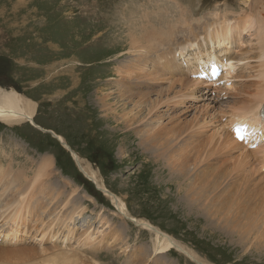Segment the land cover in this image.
I'll return each instance as SVG.
<instances>
[{
  "label": "rangeland",
  "instance_id": "obj_1",
  "mask_svg": "<svg viewBox=\"0 0 264 264\" xmlns=\"http://www.w3.org/2000/svg\"><path fill=\"white\" fill-rule=\"evenodd\" d=\"M255 1L264 7V0H0V86L15 89L16 93L37 102L34 115L36 126L27 122L29 119L26 115L23 121L12 123L11 117L0 115V164L8 165L11 162L14 169L21 166L27 169L30 165L28 168L31 171L34 161L38 160L39 166L45 155L53 156V174L44 186L48 182L51 183L50 188L57 184L64 193L61 198H71L70 191L77 187L74 199L80 204L79 208L83 209L70 224L75 233L69 232L68 225H59V233L53 241L49 238L54 229L49 222L41 221L36 215L35 210L42 208L36 200L29 203L26 212L28 218H22V224L16 215L14 218H4V214H1L3 217L0 220H6V224L3 226L0 221V245L5 248L28 247L44 241L46 247L57 245L62 249L74 250L86 264H92V258L97 259L99 264H201L199 261L209 264H258L260 256L252 254V245L248 240L240 241L236 233L224 227V222L217 224L216 217L210 219L207 213L186 206L181 198L185 184L171 175L163 156L155 160L148 145L145 146L142 142L138 130L145 127L144 122L138 126L136 123L130 131H126L125 126L120 123L139 111L142 112V117L147 114V108L138 110L134 104L139 97L144 103L145 99L158 98L160 95H157L158 80L142 79V76L148 74L147 71L144 74L137 73L141 69L139 67L146 63L148 69L156 70L155 64L159 61L162 47H158L155 54L145 52L147 59L127 48L132 43L133 35L136 34L141 39L149 36L144 25L147 20L141 15L151 8L159 7L173 14L183 13L190 18H201L209 14V19H214L216 16L212 12L225 14L228 11V17L232 18L237 17L244 9L251 11L249 4H257ZM186 5L190 6L192 12L185 11ZM161 16L159 18L153 15L151 20H158L155 27L164 28L167 36L162 40L166 42L171 32L168 27L172 18L163 13ZM210 23L213 24H208L204 30H191L190 36L174 47L175 62L179 65L176 72L188 79L195 78L202 82L198 97H188L183 105H176L172 101L170 107L155 110L158 114L166 110L170 118L178 112L186 122L194 118L197 109L209 105V112L217 114L218 122L227 121V116H221L220 112L222 108H229L228 99L214 100L204 90L209 88L212 92H220L234 85L232 89L238 91L246 85V78L238 77L241 81L236 84L234 79L237 78L233 77V85H229L230 81L227 88L211 87L206 84L210 73L205 69L201 70L200 72H207L206 78H202L200 72L197 75V69L199 63L207 65L212 53L221 50L204 44L207 39L205 30L217 33L219 29H223L227 34H233L241 23L236 18L230 23H224V19ZM214 24H219V27ZM242 34L246 36V33ZM246 38L249 41L246 46L256 44L255 37L252 40ZM238 45H233L235 53L239 50ZM123 51L124 56L117 58ZM231 53L232 51L229 54ZM229 54L222 53L223 63L231 61L232 55ZM153 58L157 59L151 64ZM183 60L186 61L185 67ZM161 61L168 65L166 59ZM234 61L236 60H232L233 63ZM130 62L137 66L134 73L129 74L126 70L121 74L116 72L117 65L126 67ZM257 62H260L258 58L257 61L253 59V63L251 58L246 59V66L239 69L238 74L244 70L247 73L249 66ZM159 73L171 76L170 71L159 70ZM161 83L166 85V82ZM176 87L177 90L180 85ZM228 90L232 93L231 89ZM231 97L233 98V93ZM103 105H107L108 110L103 109ZM209 124L214 128H208L207 133H215L218 130L217 121ZM40 126L47 130L40 129ZM51 130L59 132L65 142L77 152V156L88 161L109 191L118 197L123 196L133 218L148 219L163 231L174 235L178 242L197 254L196 259L174 246L172 251L155 254L151 236L154 233L135 220L123 217L114 206L111 196L99 189L98 183L77 164V156L73 154V150ZM244 148L254 150L247 146ZM52 192V196L57 195L55 189ZM45 200L52 202L47 196ZM70 200L72 203V198ZM71 203L64 209V213L70 209ZM56 205H48V209L53 210L52 214L59 209ZM253 213L251 208L250 214ZM102 215L110 219L112 225L104 223L105 231L101 234L98 228L103 224L100 221ZM49 216V213L45 214L48 221L56 218H48ZM123 225H126V231L121 229ZM90 227L94 228L89 231L95 236H104L106 231L116 230L118 227L119 236L116 240L110 238L107 241L102 237V243L93 245L92 248L77 246L78 236H82L83 230ZM41 230L46 233L42 240ZM3 233L18 240L3 238L2 241ZM31 235L34 238L31 239ZM96 253L101 257L97 258Z\"/></svg>",
  "mask_w": 264,
  "mask_h": 264
},
{
  "label": "bare ground",
  "instance_id": "obj_2",
  "mask_svg": "<svg viewBox=\"0 0 264 264\" xmlns=\"http://www.w3.org/2000/svg\"><path fill=\"white\" fill-rule=\"evenodd\" d=\"M256 3L249 4L251 11L244 9L239 12L237 17L232 18L228 17V11L225 14L218 11L212 12L211 14L216 16V18L209 19V14L201 18H190L183 13L173 14L159 7L158 9L151 8V10H145L146 12L141 16L147 20L144 25L147 31H149V36L141 39L140 36L136 37V34L133 35L131 38L132 43H129L127 48L132 49L137 54H142L143 59H147L145 52L155 54L159 50L158 47H162L158 57L159 61L156 62L157 58L151 60V64L156 62V70L151 71L148 69V63L145 62L146 64L139 67L141 69L137 73L144 74L147 71L148 74L142 76V79L158 80L157 95H160L158 98L145 99L144 103L141 97H139L134 104L139 108L138 110L147 108V114L142 117V112L139 111L133 117H127L120 123L125 126L126 131H130L136 123H138L136 125L138 126L143 121L145 127L138 130L142 142L145 146L148 145V150L155 160L163 156L168 163L171 175L176 179H180L182 184H185L186 188L182 192L183 195L181 198L186 202V206L190 209H197L203 213H207L210 219L216 217L218 219L217 224L224 222V227L236 233L240 241L245 242V240H248L252 245V254L255 255L257 253L261 259L258 264H262L264 262V143L260 144L254 150H245V145L235 139L232 133V128L235 123L249 122L248 119H254L255 122V116L260 113L264 103V7L258 4V2ZM189 7L186 5L184 7L185 11L189 12ZM162 13L172 18V23L168 27V29H171V32L168 34L166 42L162 40L167 36L164 28L155 27L158 20H151V16L155 15L160 18ZM235 18L241 24H239L240 27L235 28L234 35L227 34L224 32L226 30L223 29H219L217 33L205 30V37L207 39L204 41L206 46L211 45L221 49L212 53V57L207 60V65L212 61H215L214 64L223 63L222 53L226 52L229 54L232 51L229 54L232 55L231 61L227 62V60L223 63L226 68H229L226 77H230L228 79L229 81H232L231 79L233 77H245L247 80L246 85L238 89V91L232 89L235 87L232 82L230 85L233 86L228 88L232 90L233 98L231 97L232 99L228 100L229 108H222L220 112L221 116L228 115L227 122H218L219 117L217 114L209 112V105H204L202 106L203 108L197 109L195 116L193 115L194 118L192 117L193 120L191 119L186 122L178 112L171 115L170 118L166 110L161 112V114L155 112V110L158 111L164 106L170 107L172 101L176 102V105H183L182 103H185L188 97L195 96L197 98L200 86L202 85L200 80L195 78L188 79L176 72V70H179V65L175 62L174 47L176 48L177 44H181L182 40L187 39L192 33L191 30L197 32V29L204 30L208 24H213L210 23L211 21L219 22L221 19H224V23H230ZM214 26L219 27V24H214ZM242 32L246 33V36H243ZM141 34L143 33L141 32ZM246 37L248 39L251 38V40L255 37L256 44L253 42L255 45L250 47L246 46L247 42H249ZM237 43L239 44L237 46L239 50L235 53L233 45ZM244 49L247 50L244 51ZM238 54H240V57H237ZM123 56L124 51L120 52L117 58L120 59ZM249 58L252 59V63L253 59L257 61V58L260 62H257L255 65H250L249 68L247 67V73L244 70L238 74V70L246 66L245 60ZM163 59H166L168 65L170 63V66H166L165 62L161 61ZM139 60L143 61L140 58ZM232 60L236 61L233 63ZM241 61L244 62L242 66H240L242 64ZM136 68L137 66L130 62L126 67L117 65L116 72L121 74L126 70L129 74H132ZM159 70L170 71L171 76L161 75ZM211 70L212 67L207 71L211 73ZM200 74L202 78H206L207 72H200ZM247 77H252V79L248 80ZM162 81L166 82V85L161 83ZM136 82L138 84V81ZM178 84L180 87L176 90ZM36 103L32 99L16 93V91H6L0 88V115L5 114L4 116L11 117V123L23 121L26 115L29 119L27 122L36 126L37 123L34 116L36 113ZM102 108L108 110L107 105H103ZM0 118L2 117L0 116ZM215 121H217L218 130L215 133L211 132L208 134L207 129L214 128L209 122ZM219 123L223 125L220 126ZM39 128L47 130L43 126ZM51 131L61 141L65 142V138L60 136L58 134L59 132ZM65 143L73 150V154L77 156V152L67 142ZM78 156L76 158L77 164L82 167V170L87 176L96 181L98 186L111 196L113 204L120 214L123 217L135 220L137 224L142 225L154 233L151 236L153 240V252L155 254L172 251L171 248L174 246L176 249L191 256V258L196 259L195 256L197 254L180 241L178 242L174 235L163 231L148 219L133 218L128 211V206L123 196L118 197L115 193L109 191L102 183L101 177L96 170L88 164V161ZM11 164V162L8 165L0 164V202L2 201L0 215L4 214V218H10V216L14 218L16 215L17 219L20 220V224H22L24 221L22 218H28L26 212L29 208V203H33L36 200L37 204L42 207L40 210H35L37 217L43 222H49V225L54 229L49 238L51 241L57 238L59 233L57 226L59 225L63 227L68 225L69 232L74 234V228L72 229L70 224L83 211V209L79 208L80 204L74 199L76 196L75 192L78 188L75 187L70 191L71 203V198L66 196L61 198V195L64 193H62V189L57 184H54L50 188L51 183L48 182L44 186L53 174L51 172L54 166L53 156L45 155L39 166L38 160L34 161L30 168L32 172L28 168L30 165L27 169L22 166L14 169ZM19 164L20 162L17 165ZM30 172L31 175L29 176L28 174ZM54 189L57 191V195L52 196ZM45 196L50 198L52 202H47ZM52 203L57 204V208H59L55 214H52L51 211L53 210L48 209ZM70 203V209L65 210L64 213V209ZM251 208L254 212L253 214H250ZM48 213L50 215L48 218H51V216L56 218L48 221L45 217V214ZM121 215L119 217L123 219ZM2 217L0 216V218ZM100 221L103 224L100 226L102 228H98V232L102 234L105 231L104 223L108 225H112V223L104 215H102ZM53 222L58 224L53 225ZM5 224L6 220L1 225L4 226ZM90 229L94 230L92 227L89 229L85 228L82 236H78L79 241L77 246L83 245L84 247L92 248L93 245H100L102 243V237L104 241H107L110 238L116 240L119 236L118 227L116 230L106 231L104 236H95L91 234ZM121 229L126 231V225H123ZM42 232L43 234L40 240L46 236V233L44 231ZM11 236L3 234L2 239L8 238L11 241L18 240V238L13 239ZM14 236L16 237V234ZM99 237L101 238L99 239ZM32 238H34V235H31ZM37 243L36 245L28 247L18 246L13 248H5L0 245V264H86L80 254L74 250L62 249L57 245L46 247L44 241H38ZM95 256L97 258L101 257L99 253H96ZM91 262L92 264H99V261L95 258H92ZM199 262L201 264H209L207 262Z\"/></svg>",
  "mask_w": 264,
  "mask_h": 264
},
{
  "label": "crops",
  "instance_id": "obj_3",
  "mask_svg": "<svg viewBox=\"0 0 264 264\" xmlns=\"http://www.w3.org/2000/svg\"><path fill=\"white\" fill-rule=\"evenodd\" d=\"M0 88L4 89V90H6V91H16L15 89H5V88H3V87H1V86H0ZM16 92H17V91H16Z\"/></svg>",
  "mask_w": 264,
  "mask_h": 264
},
{
  "label": "snow or ice",
  "instance_id": "obj_4",
  "mask_svg": "<svg viewBox=\"0 0 264 264\" xmlns=\"http://www.w3.org/2000/svg\"><path fill=\"white\" fill-rule=\"evenodd\" d=\"M238 138H239V139H243V136H239V135H238Z\"/></svg>",
  "mask_w": 264,
  "mask_h": 264
},
{
  "label": "water",
  "instance_id": "obj_5",
  "mask_svg": "<svg viewBox=\"0 0 264 264\" xmlns=\"http://www.w3.org/2000/svg\"><path fill=\"white\" fill-rule=\"evenodd\" d=\"M99 188V187H98ZM99 189H101V188H99Z\"/></svg>",
  "mask_w": 264,
  "mask_h": 264
}]
</instances>
